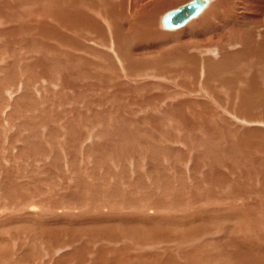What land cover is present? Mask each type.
Here are the masks:
<instances>
[{
	"label": "bare ground",
	"instance_id": "bare-ground-1",
	"mask_svg": "<svg viewBox=\"0 0 264 264\" xmlns=\"http://www.w3.org/2000/svg\"><path fill=\"white\" fill-rule=\"evenodd\" d=\"M180 1L0 0V37L3 38L4 44L10 48L9 54L12 56L16 54V50L11 44L14 45L19 40H24L26 47L32 51L41 50L42 57L49 56L52 48L57 47V45H53V41L58 42L61 48L65 46L68 53L76 51L74 53L76 55H73L74 58L71 60H61V56H58L55 60L43 58L38 62V68H41L42 74L50 72L49 75L54 74L53 76H55L58 73H60L59 77L61 75V80H58L61 81L60 91L62 94L61 101L58 99L60 101L58 104L64 105H62L65 109L64 115H68L67 113L72 111L79 113L77 102L74 105H69L70 102L65 98L69 94H66V90L72 89L73 93H76L80 86L83 90H78V92L83 93L89 90L94 94L98 92L100 103L102 100L109 101L115 104L114 106L119 107L120 105L123 109L125 102H131L134 99L139 101V104H143L151 110H148L147 114L152 116L157 130L163 129L165 124L170 122L177 129L184 128L188 129L190 133H195L199 127V125L192 127L195 116L199 122L204 120H202V113L194 107H198L204 101L208 105L225 102L237 105L239 113H236L237 115L233 113L236 118L239 116L238 120L242 121L243 125L244 122H248L250 126L256 124L257 127L245 126L248 130L242 133L241 124H235L230 119L227 123L228 119L221 118V122L218 120L215 122V117L212 118L213 122H210L214 124V127L211 129L206 125L208 127L207 134L215 138L210 137L206 140L204 154L197 155L196 160L198 158L200 161L204 156L207 158L209 172L206 171V180L202 181L205 183V187L208 186L207 188L203 187L205 189L204 199H215L213 190L217 186L223 190L227 188L219 186L225 178L227 180L230 178L223 172V168L227 167L228 171L235 172L233 168L239 166L240 176L235 180L236 184H232V186L238 192L248 193L253 185L250 183L251 181H257L261 177L264 182V142L259 139L261 134L264 137V111L260 114L259 111L262 109L249 108L254 100L259 103L261 98L264 101V77L258 76L259 71H264V7L259 10L260 2L256 5L252 0H221L222 3L219 7L215 5L218 0H206L203 8L184 24L177 26L179 28L166 26L164 17L168 11L162 16L161 13L171 6H176ZM159 20L163 29L174 31L184 27L188 22H192L181 30L163 32L158 27ZM187 37L198 38L199 42L183 40ZM10 42L12 43L10 44ZM230 48H232L231 51L228 50ZM2 49L0 46V51ZM220 52L221 59L214 61L211 56ZM51 58L53 57L51 56ZM41 62L44 63L41 64ZM14 66L12 63L10 67L5 68V77L0 78V92L4 85H9L4 83L5 81L13 80L21 72L19 69L15 70ZM35 66L37 64L27 68V71L31 68V77H36V71H33ZM8 69H10L9 72ZM252 69H256L257 74H251L250 70ZM0 71L5 72L3 69ZM53 76L48 78L54 79ZM31 77L29 79L33 80ZM58 80L57 84H59ZM147 80L155 82H147ZM166 81L172 86L167 85ZM28 83L30 84L29 81ZM26 89H29L28 86ZM256 89H260L261 93L256 92ZM138 91H142V93L134 94ZM35 96L30 94L29 100L35 99ZM23 99L25 98L23 97ZM56 101L54 100L55 103ZM37 103L30 102L28 108L30 106L37 107ZM94 103L85 104L87 109L92 110L91 113H88L90 115H86V119H90V121L97 118L96 112L99 111L95 107L107 104L104 102V105L97 104L95 106ZM158 108L161 109L159 114L156 113ZM211 112L210 106H208L207 113ZM59 113L61 112H57V114ZM203 113L206 115L205 112ZM106 114L103 113V115ZM64 115L58 116V120L65 117ZM212 115L207 116L211 118ZM109 117L112 118L113 115L109 114ZM29 118V120L32 119L27 127L30 134L21 138L20 144L15 146L19 154L23 155L28 152L27 155L34 158L33 165L42 169L45 177L63 179L62 181L66 183L70 180L63 173V149V153L70 154L69 164L75 171H78L79 157H88L90 163L93 164V167L90 168L95 181L93 185L96 187L99 184L100 192L106 191L103 188L107 186V179L103 178L104 174H101L99 170L102 165L107 166L110 158L107 155L110 148H106L103 143L108 142L113 131L101 128L97 133L93 131L96 138L98 135L102 139L93 140L92 144H85L86 137H83L84 143L79 141L82 134L79 138L71 136L73 129L79 128V125L77 127L75 125L73 128V125L66 124L65 134L69 136L65 137L70 139L67 140L70 143L68 144L64 138L63 142L59 140L61 133L57 132L58 129L41 135L42 133L39 131L44 123H34L36 117ZM148 119L149 116L145 121ZM68 122L70 123V121L66 123ZM220 125L225 130L227 137L220 132ZM21 127H23L22 124ZM199 131L203 132L200 129ZM123 133L127 134L126 131ZM193 136L197 144L195 147L194 143L195 151H198V145L200 146L202 143L198 144L201 140L196 134ZM12 140L13 144L17 142ZM122 140L130 142L133 139L127 135V139L123 138ZM150 140L153 143V137ZM97 142L100 143L97 144ZM175 142L177 141H171V143ZM238 143L244 145L240 148L241 157L237 153ZM126 144L130 145L131 143ZM165 146L162 147L165 154L168 155L174 151V146ZM192 146L188 144L185 147L191 150ZM97 147L99 149L95 152ZM245 147L248 151L246 154L243 151ZM152 148L153 146L149 150ZM254 155H258V157L254 158ZM187 159L185 156L184 161ZM36 160H38V164ZM159 161L157 157L151 159L152 167L156 170ZM176 164L180 163L176 162ZM175 166L168 163L165 168L166 174L171 176L170 171H176ZM112 168L117 170L114 165ZM118 169L124 171L121 168ZM230 175L232 176L231 172ZM32 177L36 178L35 174ZM9 178L13 177L7 170V175L0 182V187H3L4 194L13 198L16 182L12 179L8 181ZM72 180L75 181L74 184L71 182L74 188L68 199L71 203H78V206H81L82 200L93 198L97 196L96 193H99L93 190L96 195L88 194V185L86 184L90 185V183L82 173L77 174L76 178ZM31 181L29 178V183ZM45 183H48V179L41 183V188H37L38 193L45 195L44 188L48 185ZM43 184L46 185L44 188ZM241 186L246 187V190L241 191ZM28 187L29 185L26 188ZM208 189L210 190L208 191ZM63 191L66 192V190ZM117 192L121 194L122 199H128L126 191L118 189ZM232 192L235 194L234 191ZM111 199H116V196H112ZM15 200L17 199L9 201V199L0 198V259L9 260L8 263L6 262L7 264H10V261L11 263L15 261L13 260L15 254L12 251L18 250L17 245L21 247L20 250L28 248L29 253L25 248L22 254L19 253L23 256L20 259L17 258L18 261L17 263L15 261L14 264H23L24 261L26 262L24 264H106L105 262L109 260L111 263L107 264H123V261L125 264H180V261H185V264H264V231L256 237L253 236L243 215L251 212L249 206L260 207V205L257 203L253 205L246 199L241 204L238 203V199H235L234 204L229 205L228 208L213 206L208 210L207 206H201L209 216L202 217V213L192 216L193 222L190 223V228L185 230L188 233L184 236L188 238L192 234L194 236L192 239H186L183 242L176 241L175 235L170 232L171 228H167L159 230V235L167 241L159 242L155 239L152 244L145 245L135 242L140 239L139 233H136L140 232L139 221L132 222L117 218L88 219L84 222H73L68 218L55 220L58 215L53 213V209L47 208L44 211L40 203L28 201L23 207L28 214H23L28 218L33 217V221H29L19 217L20 206L13 205ZM206 201L209 202V200ZM7 202L10 203L9 208L6 205ZM263 202L259 201V203ZM80 209L81 211H79ZM80 209L77 210L79 214H76V217L88 214L89 207L85 209L80 207ZM59 210L62 211V208H58L56 212ZM105 211L107 210L105 209ZM151 212V209L147 211L149 214ZM35 216L40 217V222L34 219ZM83 223L85 225L79 226ZM130 225L131 227H129ZM223 229L229 233L238 230L239 235L233 238L231 234L223 233ZM75 231H80L78 234L82 235L83 242L79 238L75 240L71 234ZM240 231H245V233ZM114 232V236L109 237V233ZM206 233H210V236L215 235V237L209 240L210 243L203 240L206 243L205 247H202L204 244L196 245L197 242L195 243L194 240L198 237V240H201ZM215 233L221 234V236H217ZM6 235L10 237L8 238ZM28 236L39 238L43 244L41 246L35 242L30 244L27 240ZM128 236L133 237L135 241ZM64 237L69 238L68 241H65ZM88 237L96 238L97 242L93 240L89 242ZM114 238L118 239L113 240ZM129 240L134 244L121 245ZM78 241L80 244H77ZM175 241L177 246L174 244ZM99 242L100 244H98ZM211 245L216 254L209 257L211 254L202 250L210 248ZM30 250L32 251L30 252ZM147 250L150 252L146 253ZM123 252L129 253L124 254ZM21 259H23L22 263L19 262Z\"/></svg>",
	"mask_w": 264,
	"mask_h": 264
},
{
	"label": "rangeland",
	"instance_id": "rangeland-1",
	"mask_svg": "<svg viewBox=\"0 0 264 264\" xmlns=\"http://www.w3.org/2000/svg\"><path fill=\"white\" fill-rule=\"evenodd\" d=\"M189 1L191 0H181L176 6H171L170 8H167L168 10L167 9L164 10L161 13V16L165 14L167 11L174 8H178ZM252 1L256 3V5L259 4L260 2L259 10L264 7V0H258V1L252 0ZM217 2L218 3H215V5L219 7L222 1L218 0ZM191 22L192 21L188 22L187 25H185L180 29H176L175 31L187 27ZM158 27L163 32H175L174 30L163 29L160 20ZM183 40H186L188 42H194V41H198V38L191 39L190 37H187ZM23 41L24 40H19L15 42L14 45H12L11 44L12 42H10L11 46H14V50H16L15 52L16 54L12 56L9 54L10 48L8 47V45L4 44L3 38L0 37V46L3 48L0 51V69H3L5 71L6 70L5 68L10 67V65L14 63L15 70L19 69V71H21L18 75H16V78H14L13 80L7 82L5 81L4 83L9 85H4L3 90H1L0 92L2 93L0 94V182L3 181V178H5V176L7 175V170L10 174H12L13 177L7 180L11 181L12 179L16 182L15 184L16 190H14L15 196L11 198L9 195L4 194L3 187L2 188L0 187V193H1L0 198L9 199V201L10 199H17L13 202V205L16 207L20 206L21 211L19 210L18 213L19 217H23L29 221H33V217L28 218L23 214V213L28 214V212L25 211L23 207L26 206L25 204L28 201H32V202L40 203L44 211L47 208H49V210L53 209L54 210L53 213L55 215H58L57 217H55V220H58L60 218H61L60 220H64L68 218L70 221L73 222H84L87 221L88 219L101 220L104 218L107 219L117 218V219L130 220L132 222L139 221L138 224L140 225V227L138 229H140V232H136V233H139L138 235L140 236V239L138 241H135L133 237L128 236V238L132 239L135 242H139L141 245H145L147 243L152 244L155 241V239H157L159 242L167 241V239L162 238L159 235L160 229H167V228H171L170 232L175 235L174 238L176 241L178 240L180 242H183L186 239H192L194 237L192 234L188 238L184 237L188 233L185 230L190 228L191 226L190 223L193 222L191 220L192 216L199 213H202L201 214L202 217L209 216L206 212H204L205 210L201 206L203 205L207 206V209L208 208L210 209L213 206H221L224 208H228L229 205L234 204V202L236 201L235 199H238L237 201H239L238 202L239 204L243 203L244 199H246L249 201V203L251 201L253 205L256 203L260 205V207H257L256 205H254L253 207L249 206L251 207V212L248 214H243V212H241L245 216L244 219L246 218L245 220H247L246 225L247 224L249 225V229L253 233L252 235L255 237L263 233L262 231H264V202H263L264 182H262L261 177L257 181L250 182L253 185L250 187V191L248 193L246 192L242 193L236 191L232 186V184L234 185L236 184L235 180H237L240 176L239 166L233 168L235 169V172H232L230 170L228 171V167L223 168L224 171L223 170L222 171L225 174L229 175L230 178L229 180L225 178L219 186H225L227 188H224L225 190H223V189H219L217 186L213 190L215 199H204L205 196L203 193H205V189L203 187H205V183L202 181L206 180V171L209 172L207 167V158L204 156L202 160L198 161V158L196 160L197 155L204 154V143L206 142V140L209 139L210 137H214L207 134V128L209 127L212 129L214 127L213 126L214 124L210 122L213 120L212 118L215 117L214 118L215 122L217 120L218 122H221V119L223 120L228 119L227 123H229V119H230L231 121L235 122V124L238 123L242 125L243 128L242 133L248 130L247 128H245V126L249 127L250 124L248 122L246 123L244 122L243 125L242 124L243 122L238 120L240 117L237 116L236 118L235 116L237 115L236 113H239L237 105L231 104L229 102L208 105L207 102L204 101L198 107H194L198 112L200 111L202 113V120H204L203 121L204 123L202 121L199 122L197 117L195 116V120L192 127L194 126L197 127L198 125L200 127V128L197 127L195 133L193 132L190 133L188 129H184V128L177 129L173 127L174 124H171L170 122L165 124V127L163 129L157 130V128H155L156 125L154 124V120L152 116L147 114L149 110L148 107H145V105L143 104H139L140 103L139 101L134 99V101L125 102L128 104L124 103L125 107L123 109L119 104H118L119 107L114 106L115 104L109 101L102 100V103H100L101 100L98 92H96V94H94L93 91L91 90L83 93L78 92V90H83L82 87L80 86V89L78 87L76 93H73L74 90L72 89L71 90L68 89V91L66 90L67 92L66 94L68 93L69 94L68 97L65 98L68 99V101L70 102L69 105L70 104L74 105V103L77 102L76 105L77 106L79 105L78 106L79 113H75L74 111H72L71 113L70 112L67 113L69 116L66 114L64 115L65 109L62 107L63 104H58L61 101L60 96L62 94V92L60 91L61 75L60 77H59L60 73L55 74V76H53L54 74L49 75L50 72H46L42 74L41 68L40 67H39L40 69L38 68V62L43 58L55 60L56 57L58 56H61L62 58L61 60H65V59L71 60L72 58H74L73 55H76L74 54L76 53V51L73 52L71 48H69V50H71L73 54L68 53L66 52L67 49L64 48L65 46H62L61 48L59 47L58 42L53 41L52 42L54 43L53 45L54 46L57 45V47L52 48V52L50 53L49 56L42 57L41 50L32 51V49L26 47L25 41L24 42ZM233 48L236 49L237 47H233ZM231 49L232 48L228 50L231 51ZM28 50H30L31 52ZM54 52L57 53L55 54ZM51 56L53 58H51ZM221 57H222L221 52L217 53L215 56H211V58L214 61H219ZM42 63L44 62H41V64ZM36 64L37 66L33 68V71H36L35 74L36 77H31L30 75V72L32 74L31 68L29 71H27V68H29L31 65H36ZM9 71L10 69H8V72ZM250 72L251 74L252 73L257 74L258 71L256 69H252L250 70ZM5 74L6 71L5 72L0 71V78L5 77ZM49 76L51 77L53 76L55 78L54 79L51 77L48 78ZM56 76H58L59 78H57ZM258 76L264 77V71H259ZM29 77H31V79L33 80L35 78L36 79L33 81L30 80ZM55 79L57 80L60 79L58 80L59 84H57V80ZM27 80L30 82V84L29 83L27 84L28 82ZM147 82H155V81L147 80ZM165 83H167V85L169 86H172V84L169 83L168 81H166ZM27 86L29 88L28 90L26 89ZM255 91L258 92L259 94L261 93L260 89H256ZM141 93L142 91H138V93H134V94H141ZM30 94L36 95L35 99L29 100ZM23 97L25 99H23ZM54 100L55 101L57 100L56 103L54 102ZM30 102L33 103L38 102L37 107L30 106L28 108ZM89 102L90 104L95 102L94 103L95 106L97 104L104 105V102H107L105 106L98 105L95 107V109L97 108V111L99 112H96L97 118L96 120L93 121H90V119L88 120L86 119V115L88 116L90 115L88 113L92 112V110L87 109L85 105L86 103ZM203 106H207V107L210 106L212 112L207 113V107L205 108ZM249 108L262 109L261 111H259V113L262 114L261 112L264 111L263 109L264 101L261 98L259 103L254 100V102L252 103L251 106H249ZM161 109L158 108L156 110V113L159 114L160 113L159 110ZM57 112H61L59 114L60 115L63 114L65 117H62L58 120L57 117L60 115L57 114ZM203 112H205L206 115ZM103 113H107V114L103 115ZM109 114L113 115V117L110 118ZM211 114L213 115L211 118H209L207 115H211ZM67 116L69 117V120ZM148 116H149L148 121H145V119ZM29 117H36V121L34 123L36 122L44 123L39 131V133H42L41 135H45V133H48L51 130L55 131L58 129L57 132L60 131L61 133L59 135V140L63 142L62 140L64 138L65 142L68 144L70 143L67 142V140L70 139H66L67 137H65V136H69L65 134L66 124L73 125V128L79 125L78 127L80 129L79 128L73 129L74 130L73 132L75 134L72 132L73 135L71 136L73 137L75 136L79 138L80 135L82 134L81 135L82 138L79 139V141L82 143L83 137H86L85 144L86 143L92 144L93 140L99 141L100 140L99 138L102 139V137H98V135L97 138L96 136H94V132L96 133L99 132L100 128L102 130L106 129V131L108 129H110V131H113V134L112 136L109 137L108 142L103 143V145H105L106 148H110L109 152L107 153V155H109L110 158L107 162V166L102 165V167L99 170L101 174H104L103 178L107 179V186L106 188H103V190L107 191V194H105L106 191L100 192L99 184H97L96 187L93 185L95 181L93 179V176L91 175L92 171H90L91 170L90 168L93 167V164L90 163V159L88 157H84V156L79 157L78 160L80 164L77 165L78 171H75L71 168L69 164L68 157L70 156V154L63 153L64 151L63 149L62 151V159L64 163L63 173L68 178V180H70L68 181V183H66L62 181L63 179H50L45 177V174L42 172V169L40 170V168L37 167L35 164L33 165L32 161L34 158L32 156L27 155L28 152L23 153V155L19 154V151L17 150V148H15V146L20 144V142L22 141L21 138L25 137L27 134H30L27 127H29L28 124L30 123V121H32V119L29 120L30 119ZM67 121H70V123L69 122L66 123ZM71 121H74L75 123L73 122L71 123ZM23 122H26L27 124L25 123L23 124ZM21 124L23 125V127H21ZM204 127H206L205 130ZM250 127H257V125L252 124ZM198 128L203 132H200ZM219 128L222 135L224 134L225 137H227V134L225 133L223 127L220 125ZM123 131H126L127 134L123 133ZM194 134H196V136L200 138L199 140H201V142L198 144L202 143L200 146L198 145L197 148L198 151H195L196 149L195 147L197 144L193 136ZM127 135H129L133 140L130 142H124L122 139L123 138L127 139ZM151 137H153L154 144L150 140ZM12 139L16 140L17 142L13 144ZM179 139L181 140L179 141ZM224 139L227 140V138ZM259 139L264 142L263 134L260 135ZM172 140L177 142L171 143ZM183 140L186 143L188 142V144H190L191 146L193 145L192 148H190L191 150H189L188 147L187 148L185 147L186 145L188 146V144H186ZM99 143L100 142H97V144ZM126 143H131V144L128 145ZM194 143H195V147H194ZM179 144L181 145L183 144V145L181 146ZM152 146L153 148L149 150ZM163 146L165 147L174 146L173 148L174 151L171 154L167 155L162 150ZM98 147L95 149V152H97V150L99 149ZM237 147H238L237 153L241 157L240 148L244 147V145H240L238 143ZM243 151L244 154L248 153L246 147L244 148ZM185 156L188 158L187 161L186 160L184 161ZM153 157H157L160 160L157 170L154 169L151 164V159ZM256 157H258V155H254V158ZM36 162L38 164V160H36ZM87 162L89 163L87 164ZM176 162L180 164H176ZM168 163L169 165L171 164L176 165L175 166L176 171L175 170L170 171L172 174L171 176L166 174V170H165V168L168 166ZM113 165L115 168H117V170L112 168ZM118 168H121L124 171L119 170ZM230 172L232 173V176L230 175ZM81 173L83 174V177L87 178V181H89L88 183H90V185L86 184L88 185L87 186L88 194L89 195L92 193L95 194V191L99 193H96L97 196H94L93 198L90 199L87 198L82 200L81 206H78V203H71L68 199L70 198L71 190L74 188L72 186H74L73 184L75 183V181H73L72 179L76 178L77 174L80 175ZM33 174H35L36 178L32 177ZM254 177L256 176L254 175ZM29 178L30 180H32L30 183H29ZM253 178L251 179L253 180ZM45 179H48V183H45L48 185L47 186L45 184L42 185L43 188L46 186L44 188V190H46L44 195V193L43 194L38 193L37 188L38 189L41 188L40 185ZM28 185L29 187L26 188ZM207 187L208 186L206 185L205 188ZM118 189L126 191L128 199H122L121 194L117 192ZM63 190H66V192H64ZM93 190L95 191L93 192ZM209 190L210 189H208V191ZM240 190L245 191L246 187L244 188L243 186H241ZM232 191H234L235 194H233ZM112 196H116V199H111ZM206 200H209V202H207ZM259 201H262L263 203H259ZM6 205H8V208L10 207L9 202H7ZM80 207H83V209L89 207L88 214L86 216H83V214L79 215L78 217L75 216L76 214H79L77 210L80 209ZM243 207H245V205H243ZM58 208H62V211L59 210L58 212H56ZM105 209L107 211H105ZM149 209L152 210L150 214L147 213ZM79 211H81V209ZM34 219L38 222H40L41 220L40 217H36V216L34 217ZM85 223L80 224L79 226L85 225ZM161 223H166V224H161ZM129 227H131V225ZM154 228H156V230H153ZM120 231H125V230H120ZM79 232L80 231H75L71 234L75 237V240L79 238L80 241L83 242L82 235L78 234ZM225 232L227 231L223 229V233ZM240 232L245 233V231L243 232L240 231ZM114 234L115 232L109 233V237H113ZM215 234L217 236L218 235L221 236V234H217V233ZM229 234H231L233 238L239 235L238 230ZM6 236L8 238L10 237L8 235ZM214 237L215 235L210 236V233H206L204 234V237L201 240H198L199 238L198 237L194 240V242L195 243L197 242L196 245L199 246L204 244L202 247H205L206 243L203 242V240L209 242V240H212ZM68 239L69 238L64 237L65 241H68ZM117 239L118 238H114L113 240H117ZM27 240L30 242V244L32 242H35L40 246L43 244L39 238H32L28 236ZM88 240L90 242L91 240L95 241L97 239L88 237ZM176 241L174 242V244H176L175 246L178 245ZM77 244H80L79 241L77 242ZM98 244H100V242ZM101 244L104 245L103 243ZM123 244H134V243H132L129 240L126 241L125 243H122L121 245ZM17 248L18 250L12 251L13 254L16 255L13 256V260H15L16 263L18 259H20L23 256L20 254L24 252L26 247L24 248V250L23 249L20 250L21 247L17 245ZM27 249L28 248H26V252L29 253V250ZM31 251L32 250H30V252ZM202 251H206L207 253L211 254L209 257H211L213 254L214 255L216 254L212 245L210 248L204 249ZM149 252L150 251L147 250L146 253ZM126 253L128 254L129 252H125L124 254ZM109 255L112 256L111 253H109ZM8 261L5 258L0 259V264H3V262L4 264H7ZM15 261L14 262L12 261V263L10 261V264H14ZM19 262L22 263L23 259L19 260ZM117 262L119 263L118 260ZM24 263L26 262L24 261L23 264ZM105 263L106 264L111 263V261L109 260L106 261ZM122 263L125 264L124 261ZM179 263L185 264V261H180Z\"/></svg>",
	"mask_w": 264,
	"mask_h": 264
},
{
	"label": "water",
	"instance_id": "water-1",
	"mask_svg": "<svg viewBox=\"0 0 264 264\" xmlns=\"http://www.w3.org/2000/svg\"><path fill=\"white\" fill-rule=\"evenodd\" d=\"M206 0H191L188 3L169 10L165 17L164 23L169 27H177L184 24L189 18L196 15L204 6Z\"/></svg>",
	"mask_w": 264,
	"mask_h": 264
}]
</instances>
